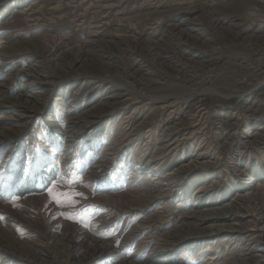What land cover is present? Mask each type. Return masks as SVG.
<instances>
[{"label":"rangeland","instance_id":"374dc122","mask_svg":"<svg viewBox=\"0 0 264 264\" xmlns=\"http://www.w3.org/2000/svg\"><path fill=\"white\" fill-rule=\"evenodd\" d=\"M0 39V82L9 95L17 97L24 80L41 95L15 147L24 159L18 183L0 192V264H36L27 258L33 252L46 263L144 264L162 252L152 251L160 235L222 209L241 216L227 223L233 234L196 246L221 242L212 264H229L242 248L264 262V177L252 175L264 169V0H0ZM106 76L124 77L145 99L98 78ZM206 87L223 96L195 93ZM86 120L89 141L67 149L68 129ZM186 156H200L203 165L181 168ZM179 167L162 188L145 180ZM124 192L155 199L145 212L99 200ZM161 209L163 222L154 219L124 242ZM204 222L196 226L210 224ZM92 238L110 244L93 255ZM187 246L164 257L209 264L203 260L216 249Z\"/></svg>","mask_w":264,"mask_h":264},{"label":"bare ground","instance_id":"6f19581e","mask_svg":"<svg viewBox=\"0 0 264 264\" xmlns=\"http://www.w3.org/2000/svg\"><path fill=\"white\" fill-rule=\"evenodd\" d=\"M182 23H184V21ZM3 42H5V40L0 39V45ZM12 46H13V44H12ZM10 48H11V46L7 47V48L4 47L3 48V52L6 53V51L8 49H10ZM77 53L79 54V51ZM32 72H34V71L33 70H29L27 72V74H26V77H29V75H32ZM2 74H3V72H2ZM98 78L101 79V80H104V81H108L109 83H118L119 85L124 87V89H126V90H128L130 92L136 93L139 96V98L145 99V93L143 91H141V89L139 87H137L134 83L127 81L124 77H120V76H106V77H103V78L102 77H98ZM5 84H6L5 82H0V154L3 153V155H4L3 157L9 158L10 162L9 163L8 162L7 163L6 162H0V192L1 193L10 190L11 188L15 187L16 184L18 183V169H19L18 166L21 165L20 163L23 162L24 159L20 158V155L15 150V147L18 146V142L20 140V134H22L24 132L26 125L29 123L28 120L33 116L34 113H36V110L38 109L36 107V105H39V107H40V103H41L40 102L41 101V99H40L41 95L34 94V93H32L33 91L32 92L29 91V87L32 85V81L31 80H24V82H23V84L21 86L20 94L17 97H12V96L9 95V91H8L9 88ZM262 85H264V79L261 81L259 86L261 87ZM26 92H30V94H28ZM195 93L198 96L205 95V94H212V95L213 94H218L220 96H223V94H221L216 88H213V87H206V88H203L200 91H197ZM247 95L248 94H242V95L240 94L241 97H246ZM148 98L150 100H162V101L163 100L164 101L168 100V98H166V97H159V98L148 97ZM192 99H194V98H189V97H186V96H180V97H178L177 100H181V101H184L185 103H188V102L192 101ZM43 104L45 106H47L48 102L46 104L45 103H43ZM35 107H36V109H35ZM12 111H14V112L11 115H9V113L12 112ZM89 123L90 122L88 120H86V121H84L82 123L79 122V121H75V125L71 126V130L68 129V131H67L68 135H67L66 140H65L67 149H73L78 144L82 146L85 141H86V143L89 141L90 132L88 134L84 135V133L86 132L87 128L89 127ZM18 130H20V133L15 135V133ZM203 153H204V151H203ZM195 157L196 158H194L191 161H189L190 158L186 156L183 160L180 161V162H183V164L181 165V168L192 170V169H194V167L202 166L203 162L201 161V157L200 156H195ZM149 159H151V158H149ZM12 165L16 166L15 170H9V168L12 167ZM179 169H180V167L178 169L176 168V169H173V170H170V171L167 170L165 172V175H163L161 179L159 177H154V175L151 173L149 175H145V180L146 181L150 180V179L151 180H156L155 185H158L159 187L162 188L166 184L169 185V183H168L169 181H172L173 179H175L174 177L179 172ZM261 169H263V167ZM263 170H257L252 175L255 176L257 178V180H259L260 176L264 177V171ZM10 172H12V174H13L12 176H11ZM160 173H162V172H160ZM91 176H93L91 173L87 174L86 178H89ZM202 176L206 177L207 175L203 174ZM202 178H204V177H202ZM3 181L5 182V185L2 186L1 183ZM7 183H8V187H7ZM133 192L136 193L135 191H133ZM163 192H165V191H163ZM129 194H130L129 192L118 193V194H109L108 193L107 195H109V197L104 195L103 198H101L99 200L101 202H104V203L112 205V206L116 205L120 209V211H123V212H128V211H131V210H139V209L141 211L145 212L149 208V206L152 205V203H153V201L155 199V197H153V196H151V197H128ZM199 195H200V193H199ZM107 198H110V200H107ZM208 199H209V202H211V203L215 200V198L213 196H209ZM197 200H199V199H197ZM101 204H103V203H101ZM199 208H200V206H199ZM162 211L163 210L161 209V211L156 212L153 215L152 214L151 215H145L143 217V219L140 220L139 224L136 225L137 227L135 226V228L132 229V232H130V235H129L128 239L125 240L124 242H126L129 239H131L132 237L136 236V234H138V232L144 231L145 229L150 227V224L154 223L157 219L159 221H162ZM233 211L234 210H229V209L228 210L222 209V210H220L218 212L207 211L205 213L199 214L197 221L200 220V222H196L194 225H191V227H189V229L182 228L180 230L176 229V230H173V231H168V232H166L164 234L161 233L162 235H160L161 237L159 239L157 238L158 242L152 248V251L154 250L155 252H157L159 250V251H162V252H158V254L156 253L157 256H149V258H148L149 261H147L144 264H161V263L162 264H172L171 260H173V259H171L169 257L165 258L164 255L166 256V254L169 252V250L170 251H172V249L173 250L174 249L177 250L180 245H185V247H186V243H189V245H190V246H187V247H190L191 249L193 248L196 251L198 250V251H203V252H207L208 250H211L212 247L216 246L215 247L216 249L213 250V254L209 255L210 257H208V258H204L203 263H206L207 261H210L209 264H212L215 261L217 262L221 258V254H219L220 251L222 252V250L220 248L221 247V242H217L215 244V246L209 245V244H213L214 242L209 243L208 245L207 244L206 245L202 244L201 246H196L197 244H195V242L198 243V240H201V239L202 240L209 239V240H213L214 241L217 237L220 236V234H223L224 232L229 233V235H232L233 232L232 233L227 232L229 230V228L231 229V227L228 226L227 223H228V221H230L232 219L233 220H237V219H240V217H241V216H238ZM154 219H156V220H154ZM193 219H194V217H193ZM204 221H206V222L209 221L210 224L209 225H205V226H203L201 228L199 226H196V225H200V223L201 222L203 223ZM259 221L262 222V218H260ZM213 225H216L218 227H213ZM255 226H257V225H255ZM211 229H213V230H211ZM246 231L244 230V232H246ZM259 231H260L259 232V236H261V237L263 236V239H261V240L264 241V230L260 229ZM254 236H255V234H254ZM239 237H240V235H239ZM235 239H237V238H235ZM250 241H252V240H250ZM60 242L64 245L65 251L68 252V254L74 253V249H73L74 247H72L70 249V247L68 245H65V238L64 237L60 239ZM90 242H91L90 244H92L94 246L93 247L94 248L93 255L99 254V250L98 249L101 250L106 245L110 244L107 241H105L104 239H98V238H92V239H90ZM228 243H231V242H228ZM263 244H264V242H263ZM228 245H230V244H228ZM226 246L223 249H226ZM166 250H168V251H166ZM95 251H98V252H95ZM236 253L238 254L239 257H237V258L234 257L235 259L232 258L231 261L229 262V264H264L263 260L262 261H258V260L252 261V257L248 258L247 257L248 256L247 255L248 252H245V250H243V248L242 249H238L237 252L235 251V254ZM75 254H76V252H75ZM32 256H33V258H31V259L29 258V256L28 257L26 256V257L29 260H32L33 262H35L36 264L37 263L41 264L43 262H45L44 264H56V262L54 260H50L49 262L46 263V260H44V258L41 257V254H39L37 252H33ZM171 256H172V254L170 255V257ZM91 257H92V255H91ZM69 258H70V256H69ZM135 261L136 260H134L132 258H129V259L125 260L124 262H122L121 264H136ZM224 261H227V259L224 260Z\"/></svg>","mask_w":264,"mask_h":264}]
</instances>
